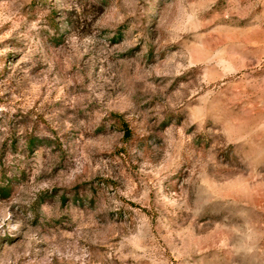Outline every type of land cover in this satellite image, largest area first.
I'll list each match as a JSON object with an SVG mask.
<instances>
[{
  "label": "rangeland",
  "instance_id": "obj_1",
  "mask_svg": "<svg viewBox=\"0 0 264 264\" xmlns=\"http://www.w3.org/2000/svg\"><path fill=\"white\" fill-rule=\"evenodd\" d=\"M0 264H264V0H0Z\"/></svg>",
  "mask_w": 264,
  "mask_h": 264
}]
</instances>
